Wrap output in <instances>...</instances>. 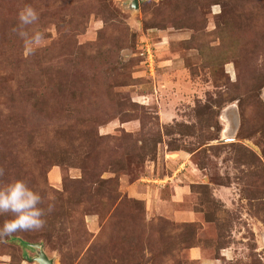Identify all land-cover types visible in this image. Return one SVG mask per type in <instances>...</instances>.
Segmentation results:
<instances>
[{"label": "rangeland", "instance_id": "rangeland-1", "mask_svg": "<svg viewBox=\"0 0 264 264\" xmlns=\"http://www.w3.org/2000/svg\"><path fill=\"white\" fill-rule=\"evenodd\" d=\"M0 167L55 208L0 264H264V0H0Z\"/></svg>", "mask_w": 264, "mask_h": 264}, {"label": "clouds", "instance_id": "clouds-1", "mask_svg": "<svg viewBox=\"0 0 264 264\" xmlns=\"http://www.w3.org/2000/svg\"><path fill=\"white\" fill-rule=\"evenodd\" d=\"M39 20L38 12L31 6L25 5L18 12V24L11 29L23 41L25 57L33 55L35 51L44 46L45 33L31 28ZM5 170L0 167V178ZM45 197L40 192L29 187L23 179L0 183V215L9 216L0 225V238L11 236L17 232L40 231L46 226L45 217L55 208L49 203L43 207ZM208 264H212L211 261Z\"/></svg>", "mask_w": 264, "mask_h": 264}, {"label": "water", "instance_id": "water-1", "mask_svg": "<svg viewBox=\"0 0 264 264\" xmlns=\"http://www.w3.org/2000/svg\"><path fill=\"white\" fill-rule=\"evenodd\" d=\"M35 249H36L37 255H38V257L36 258V262L38 264H53V262L51 260H48V258L46 257V255L44 254V252L42 251V249L40 247H35Z\"/></svg>", "mask_w": 264, "mask_h": 264}, {"label": "crops", "instance_id": "crops-1", "mask_svg": "<svg viewBox=\"0 0 264 264\" xmlns=\"http://www.w3.org/2000/svg\"><path fill=\"white\" fill-rule=\"evenodd\" d=\"M189 256L191 257V260L193 261H198L200 260L199 258V252L196 250V249H192L190 252H189ZM208 262L204 263V264H207ZM203 264V262H202Z\"/></svg>", "mask_w": 264, "mask_h": 264}, {"label": "bare ground", "instance_id": "bare-ground-1", "mask_svg": "<svg viewBox=\"0 0 264 264\" xmlns=\"http://www.w3.org/2000/svg\"><path fill=\"white\" fill-rule=\"evenodd\" d=\"M232 117V116H231ZM234 122V121H233ZM233 136V135H232Z\"/></svg>", "mask_w": 264, "mask_h": 264}]
</instances>
